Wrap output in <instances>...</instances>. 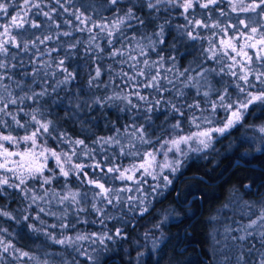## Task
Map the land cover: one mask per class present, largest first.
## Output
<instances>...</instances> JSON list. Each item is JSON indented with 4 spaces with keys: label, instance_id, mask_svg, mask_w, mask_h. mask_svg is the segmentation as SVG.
<instances>
[{
    "label": "clouds",
    "instance_id": "obj_1",
    "mask_svg": "<svg viewBox=\"0 0 264 264\" xmlns=\"http://www.w3.org/2000/svg\"><path fill=\"white\" fill-rule=\"evenodd\" d=\"M225 33L264 0H0V145L40 164L0 169V264H264V58Z\"/></svg>",
    "mask_w": 264,
    "mask_h": 264
},
{
    "label": "snow or ice",
    "instance_id": "obj_2",
    "mask_svg": "<svg viewBox=\"0 0 264 264\" xmlns=\"http://www.w3.org/2000/svg\"><path fill=\"white\" fill-rule=\"evenodd\" d=\"M215 6L218 7V5ZM259 6L260 4L257 3V7ZM184 10L187 11L186 8ZM197 23L199 24V22ZM253 32H255V29H253ZM190 35L195 38L194 33H190ZM213 49L215 51L210 53L209 59L216 58L215 52L218 51L227 58L231 72L235 73L237 68L240 72H246V64H251L254 59L261 60L264 58V36L260 38L245 36L241 43L239 36L233 37L231 33H225V35L220 36L218 43L213 44ZM241 79H246V77L242 76ZM8 139V137H5V140ZM10 165L22 170L21 174L23 172L40 171V164L31 152L16 153L8 147L0 145V169L6 168L8 171H12L13 167H10ZM140 167H144V164H141ZM129 179H132V177H129Z\"/></svg>",
    "mask_w": 264,
    "mask_h": 264
}]
</instances>
